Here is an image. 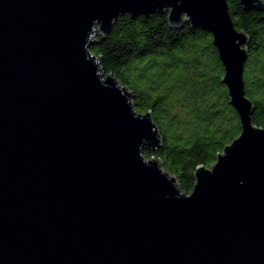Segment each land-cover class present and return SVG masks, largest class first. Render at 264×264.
Here are the masks:
<instances>
[{
  "label": "water",
  "instance_id": "water-1",
  "mask_svg": "<svg viewBox=\"0 0 264 264\" xmlns=\"http://www.w3.org/2000/svg\"><path fill=\"white\" fill-rule=\"evenodd\" d=\"M264 12V0H240ZM213 35L242 132L191 193L92 51L122 15ZM227 0H0V264H264V129Z\"/></svg>",
  "mask_w": 264,
  "mask_h": 264
},
{
  "label": "trees",
  "instance_id": "trees-1",
  "mask_svg": "<svg viewBox=\"0 0 264 264\" xmlns=\"http://www.w3.org/2000/svg\"><path fill=\"white\" fill-rule=\"evenodd\" d=\"M227 1L236 28L250 37L245 91L254 104L252 122L264 129V12ZM91 51L133 93L137 111L150 112L157 124L161 145L154 152L145 148V157L160 159L182 191L191 193L197 167H212L242 132L213 35L189 23L172 29L168 13L125 14Z\"/></svg>",
  "mask_w": 264,
  "mask_h": 264
}]
</instances>
